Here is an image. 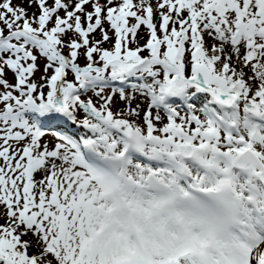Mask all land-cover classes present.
I'll return each instance as SVG.
<instances>
[{"label":"snow or ice","instance_id":"6c2138e0","mask_svg":"<svg viewBox=\"0 0 264 264\" xmlns=\"http://www.w3.org/2000/svg\"><path fill=\"white\" fill-rule=\"evenodd\" d=\"M0 221V264H264V0H0Z\"/></svg>","mask_w":264,"mask_h":264},{"label":"rangeland","instance_id":"374dc122","mask_svg":"<svg viewBox=\"0 0 264 264\" xmlns=\"http://www.w3.org/2000/svg\"><path fill=\"white\" fill-rule=\"evenodd\" d=\"M19 2H20V0H14V3H19ZM29 11H31V10H29ZM143 35H144V30L141 29V36H143ZM105 46L107 47L108 45H105ZM116 99L118 100V97ZM138 102H139V98L137 100L133 101V106H135V104ZM0 222H2V221H0Z\"/></svg>","mask_w":264,"mask_h":264}]
</instances>
